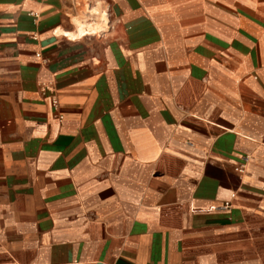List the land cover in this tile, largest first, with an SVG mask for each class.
Wrapping results in <instances>:
<instances>
[{"label": "crops", "instance_id": "0c3cea01", "mask_svg": "<svg viewBox=\"0 0 264 264\" xmlns=\"http://www.w3.org/2000/svg\"><path fill=\"white\" fill-rule=\"evenodd\" d=\"M0 264H264V0H0Z\"/></svg>", "mask_w": 264, "mask_h": 264}, {"label": "built area", "instance_id": "2783aa9c", "mask_svg": "<svg viewBox=\"0 0 264 264\" xmlns=\"http://www.w3.org/2000/svg\"><path fill=\"white\" fill-rule=\"evenodd\" d=\"M52 103H53V106L54 107H57L58 106V100L56 98H53ZM240 170L243 171V168H241Z\"/></svg>", "mask_w": 264, "mask_h": 264}, {"label": "bare ground", "instance_id": "6f19581e", "mask_svg": "<svg viewBox=\"0 0 264 264\" xmlns=\"http://www.w3.org/2000/svg\"><path fill=\"white\" fill-rule=\"evenodd\" d=\"M81 15V14H80ZM92 29V28H91ZM88 32V31H87Z\"/></svg>", "mask_w": 264, "mask_h": 264}]
</instances>
